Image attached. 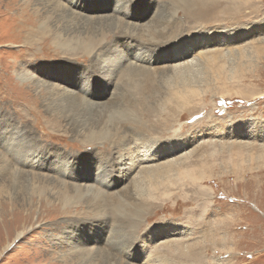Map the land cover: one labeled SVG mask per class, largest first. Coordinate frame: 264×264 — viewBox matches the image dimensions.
<instances>
[{"label":"rangeland","instance_id":"374dc122","mask_svg":"<svg viewBox=\"0 0 264 264\" xmlns=\"http://www.w3.org/2000/svg\"><path fill=\"white\" fill-rule=\"evenodd\" d=\"M0 264H264V0H0Z\"/></svg>","mask_w":264,"mask_h":264},{"label":"bare ground","instance_id":"6f19581e","mask_svg":"<svg viewBox=\"0 0 264 264\" xmlns=\"http://www.w3.org/2000/svg\"><path fill=\"white\" fill-rule=\"evenodd\" d=\"M21 17L24 18V20H23ZM21 17H20V19H21V22L23 23V24H22L23 27H21L20 22H19V23H16V22L14 23V22H13V26L16 27V29H19V28L21 27V28L24 30V29L27 28V27L24 28V26H25L26 24H28V23H30V24L32 23L31 25H33V20H32L31 17L26 18V15H25V16L23 15V16H21ZM14 20H15V19H14ZM18 25H19L20 27H19ZM68 44H69V43H68ZM68 44H67V46H68ZM67 46H66V47H67ZM64 47H65V45H63V43H62V46L59 47V48H60V49H63ZM133 55H134V54H133ZM133 55H132L131 57L129 56V57L127 58V62H130V63H132V64H135L137 67H142L140 63H141V62H146V61H145V59H146L145 52L136 53L135 56H133ZM132 59H133V62H132ZM149 62H150V61H149ZM188 62H189V61H188ZM188 62H187V63H188ZM190 63L192 64V62H190ZM187 65H189V63H188ZM183 66H184V64H183L182 66H180V67H183ZM137 67H136V68H137ZM142 69H143V68H142ZM84 93H87V92H84ZM87 94H88V93H87ZM96 107H97V106H96ZM98 111H99V112H103L104 110H98ZM99 127H100V129H102L101 126H99ZM99 132H100V130H98L97 133H95V134H97V136H98ZM95 134H94V135H95ZM95 138H96V137H95ZM96 140L98 141V139H96ZM96 140H94V141H96ZM102 140H105V139H102ZM121 160H122V159H121ZM122 161H126V159H124V160H122ZM130 166H132V164H129L128 166L125 165V169H124V170H129V169H130V168H129ZM3 171H4V170H3ZM93 195H95V194H93ZM96 195H98V194H96ZM96 195H95V197H97ZM91 202H92V201H91ZM100 204H101V203H100ZM77 217H78V216H77ZM23 234H24V232L19 233L18 236H17V237H18L17 239L21 238V237L23 236ZM84 254H85V253H84ZM99 254H100V253H99ZM79 255H80V254H79ZM75 256H76V255H75ZM77 256H78V254H77ZM84 256H85V255H82V257H84ZM86 256H87V255H86ZM70 260H72V259H70ZM67 261H68V260H67Z\"/></svg>","mask_w":264,"mask_h":264}]
</instances>
